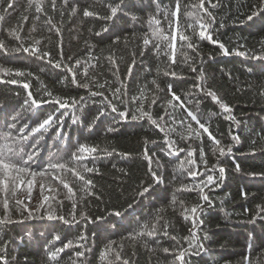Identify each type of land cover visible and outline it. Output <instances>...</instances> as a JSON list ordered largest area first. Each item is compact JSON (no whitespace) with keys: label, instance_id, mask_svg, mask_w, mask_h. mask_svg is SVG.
<instances>
[{"label":"trees","instance_id":"1","mask_svg":"<svg viewBox=\"0 0 264 264\" xmlns=\"http://www.w3.org/2000/svg\"><path fill=\"white\" fill-rule=\"evenodd\" d=\"M12 2L13 9L5 11L7 0L0 6V17H3L0 42L7 50L0 49V80L15 79L19 83L0 82V137L11 133L19 138V129L30 132L49 114L54 113L55 118L63 114L62 123L57 119L47 131L42 130L23 142L26 151L36 148L32 169L42 170L54 153L70 159L80 144L97 146L96 159L89 158L84 163L98 172L85 175L94 181L92 190L102 199L81 192L82 182L67 173L78 203L85 205L80 210L88 214L91 222L66 223L65 220H71L67 189L50 177H36L31 202L27 199L26 186H21L17 196L9 192L7 213L3 206L5 194L0 193V257L5 258L4 264H122L115 260L116 252L130 264H247L246 256L251 264H264V219H253L257 205H264V176L261 175L264 173V95L261 94L264 93V60L235 55L237 50L259 54L264 48V13L247 19L253 11L264 7L261 0H204V9L210 15L198 7L200 0H180V23L185 27L191 23L198 31L197 21L203 18V22L211 25L212 39L219 43L199 40L188 30L186 34L198 51H192L187 41L177 37L175 64L165 54H171V49L166 47L170 41L153 32L157 27L155 21L159 20L164 35L170 36L165 13L170 17L176 0H67V4L57 0L56 11L51 8V0H44L47 14H37L29 0ZM117 5L120 7L116 16L106 19L111 15L110 7ZM73 7L77 9L74 13ZM85 10L94 15L85 17ZM189 11L194 13L192 17L187 16ZM105 28L108 30L104 31ZM13 31L19 40L11 35ZM146 36L150 40L147 46L143 43ZM36 40H40L37 47L48 51L50 57L37 59L20 48L21 45L30 47ZM114 40L117 42L113 43ZM156 43L161 44L160 51L156 50ZM219 44L230 54L225 55ZM17 48L20 50L15 51ZM61 52L62 64L56 68L53 64L61 60ZM77 59L80 64L74 71L82 82L92 78L100 83L107 80L113 89L123 82L122 90L129 99L141 95L143 90L145 110H149L151 99L157 97V104L151 105L150 111L165 131L152 125L147 117L133 121L130 113L126 120H121L106 106L104 97L112 99L107 87H92L91 91L103 95L90 96L88 90L74 85L64 65L75 64ZM113 62L118 66V77L113 74L116 71ZM4 70L9 74L4 75ZM16 71L24 75L16 76ZM165 71H175L176 76H166ZM25 82L31 85L29 90L23 88ZM169 84L225 147L224 156H220L218 150L213 151L216 146L207 133L195 139H182L189 136V125L198 126L183 109L167 103L171 99ZM197 84L205 91H197L194 87ZM42 86L53 96L38 94ZM209 90L230 107V113H224L211 100L206 94ZM27 91L46 101L61 97L75 98L79 103L74 108L59 111L54 103L33 108L30 102L25 104ZM81 96L83 101H80ZM118 106L123 110V105ZM226 115L231 118L226 120ZM185 118L186 122L181 125L178 121ZM110 128L115 130L109 131ZM58 129L62 137H57ZM165 135L175 142L174 147H183L185 151L166 155ZM233 136H238L239 141H234ZM229 146L231 152H227ZM201 148L205 151L207 165L200 160ZM145 151L151 156L152 171L160 183H156L149 171ZM188 151L193 152L192 157H188ZM189 160L194 163L189 164ZM237 164L240 171L236 170ZM213 165L217 168L206 170ZM219 167L225 169L223 176ZM193 170L203 175L191 177L189 173ZM206 175L216 178L215 184L204 188L208 201L201 200L198 189L182 190L183 185L198 183ZM41 183L46 189L49 186L57 189L52 193L45 190L43 194L55 195L57 201H63L62 207L49 200L36 210L43 198ZM142 185H152L151 191L143 197L137 194ZM242 190L246 191V198L241 196ZM81 196L85 197L82 201ZM17 198L24 203L17 205ZM196 204H201L202 208L198 209L197 227L193 228L190 213L185 219V209ZM49 205L54 217L63 215L65 220L48 219ZM24 207L32 209L33 214L30 216L23 211ZM113 210H119L122 216H115ZM165 223L168 235H164ZM145 224L149 229L156 224V235L133 239L144 230ZM192 232L196 233L195 241H192ZM81 233L85 234V240H78ZM69 240L83 247H70L58 254L56 261L49 260V252ZM189 241L203 247H190ZM109 244L114 251L102 260L101 252ZM165 248L169 251L165 252ZM180 251L185 252L183 262L175 259ZM76 252L84 255L77 257Z\"/></svg>","mask_w":264,"mask_h":264},{"label":"snow or ice","instance_id":"2","mask_svg":"<svg viewBox=\"0 0 264 264\" xmlns=\"http://www.w3.org/2000/svg\"><path fill=\"white\" fill-rule=\"evenodd\" d=\"M5 3V0H0V6H2ZM64 3L67 4V0H64ZM30 6L34 4L35 12L37 14H47V9L44 4V0H29ZM261 4H264V0H261ZM120 6H114L110 7L111 15L108 17H105L106 19H111L116 16L118 8ZM192 7H197V5H192ZM198 7L205 12L206 15H210V13H207V10L204 9V0H200V3ZM14 8V3L12 0H7V8L5 11L9 9ZM51 8L53 11H56L57 9V0H51ZM181 9V3L180 0H176L175 10L170 12L169 14L165 13V19L169 22V28H170V36L164 35L163 30L160 25V21L156 20L155 24L157 27L154 29L153 35L159 33L161 38L165 41H170L166 47L171 49V54H168V52H165L166 55H168V58L172 64L176 63V40L177 37L181 41H187V47L191 49L192 51L196 52L197 46L192 41V38L186 34L188 30H191L193 34L199 39V40H209L212 43H219L218 41H214L212 39L211 33L209 31L211 25L208 23L203 22V18H200L197 23L199 26V30L197 31L196 28L193 26V24L188 23L185 27L183 24L179 21V13ZM76 8L73 7L71 11L74 13L76 12ZM264 13V7H259L256 11H253L251 15L247 17L248 20H252L255 16ZM84 16L89 17L94 15L93 12L85 10ZM194 15L193 12L189 11L187 12L188 17H192ZM61 16H63V12H61ZM39 19V16L36 17ZM3 17H0V20H2ZM24 19H27V17H24ZM48 23H51V19H49ZM108 29L105 28L104 31H107ZM59 34V33H58ZM99 35V33H96ZM12 36H14L17 40L20 39V37L16 34L15 31L11 33ZM119 38H117L118 40ZM117 41L114 40L113 43H116ZM143 43L145 46H147L150 43L149 38L146 36L143 40ZM40 44V40H36L35 44L30 47H24L23 45L20 46V48L23 49L25 53H29L32 56H35L37 59H44L50 57V53L48 51H41L39 47H37ZM220 48L224 52L225 55L230 54L225 48L223 44H219ZM243 47V45H241ZM20 48L15 49V51H19ZM155 48L157 51L161 50V44L156 43ZM0 49H5V46L2 42H0ZM186 55V54H185ZM235 55L238 56H250L252 59H258V60H264V48H262L257 54L256 51H252L251 53L244 52V51H235ZM69 61L72 60L71 57L68 58ZM63 60V54L61 52V60L56 61L53 66L56 68L61 67ZM49 63H52L51 60L48 61ZM80 64V60L77 59L75 61V64L69 65L65 64L64 67L67 68L68 72L72 76V83L76 85L77 87L84 88L85 90H88V94L90 96H101L103 95L102 92L99 91H91L90 89L92 87L98 88V89H104L108 88L111 94L112 99H108L107 96L104 97L106 101V106L108 108H111L112 112L117 113V115L121 118V120H126L129 117V114L131 113V120L137 121V120H143L145 117H147L152 125H155L157 128H159L161 131H165V128L158 122L157 119H154L152 116V113L150 111L151 105L157 104V97H153L151 99V105H149V110H145L144 106V99H146L143 95V90L141 91V95L139 96H132L130 99L128 97V94L126 91H123V82H121V85L116 88H111V83L107 80H105L103 83H100L99 81H96L95 78H92V80H85L84 82L77 79V73L74 71L75 67ZM113 67L116 69V71L113 73L118 77V66H116L115 62H113ZM195 70V69H193ZM4 75H8V70H4ZM16 76H22L24 73L22 71H16ZM85 77H87V72L84 73ZM164 75L168 76L171 75L172 77L176 76L175 71L169 72L165 71ZM93 81H95L93 83ZM0 82H9L12 84H17L19 81L13 79L10 81H3L0 80ZM155 83V81H153ZM23 88L25 90H29L31 85L27 82L23 83ZM197 91L204 92L205 89L200 85L197 84L194 86ZM38 94H40L42 97H52L53 93L48 91L46 87L42 86L41 90H38ZM168 94L170 95L171 99L167 102L169 105H171L173 108H176L177 106L181 109H183L184 112L187 113V117L191 118V121L195 122L198 126L197 128H192L191 125H189V136L188 137H182V139H195L198 137H201L204 133L208 134V139L212 142L213 145L216 146V148L213 149V151L219 152L220 156H224L226 154V149L224 146L220 145V141L217 140L212 133H210L209 128L204 124L201 123L198 119V116L193 113L185 104V102L181 99L180 96H178L174 91L171 84L168 85ZM208 96L211 97V100L218 104L219 107L223 110L224 113H230L231 109L230 107L222 102L220 98L211 90L207 91L206 93ZM264 95V93H261ZM84 97H80V101H83ZM115 101V103H114ZM33 108H38L43 103H54L58 105L57 111L59 109H67V108H74L79 101H77L75 98H71L70 100L68 98H61V97H55L54 99L50 101H46L42 98H36V96L31 91H27V100L25 101V104H29ZM139 102V103H138ZM176 102V103H173ZM118 105H123V110L120 109ZM138 113V114H137ZM100 115H103V112L100 113ZM98 118V117H97ZM226 120L230 119V116L224 117ZM57 119L62 123L63 121V114H61L58 118H55V114H49L46 119H44L37 127L32 128L30 132H25L24 128L19 129L20 136L17 138L16 136L12 135L11 133L4 135L3 137H0V193L5 194L4 199V208L7 213V210L9 208V201L7 198V194L10 192L12 196H17L18 191L21 189V186H26L28 190L27 199L29 202H31L32 199V190L35 185V179L36 177H50L52 181H54L57 185H62L64 189H67L66 198L71 201V211L70 216L71 220H65V217L63 215L54 217L53 212L51 210V205H49V210L47 211V218L53 219L58 218L60 220H65L66 223H80L81 221L84 222H91L90 217L88 214L80 209L85 207L84 204L78 203L76 199V192L74 191L73 187L70 186V181L67 179L66 174L70 173L72 177L75 178L76 181L82 182L80 191L87 194V196L91 197L94 196L95 193L92 190L95 185L94 181L87 175L86 173H94L98 172L97 169L94 167H89L84 161H87L89 158L92 160L96 159V154L99 149L97 146H90L87 144H80L76 151L72 152L70 159H65L63 155H59L54 153L53 158L49 160L46 167H44L40 171H35L32 169V164L36 158L37 151L35 146L33 147L32 151H26L23 142H26L30 139V137L34 136L37 133H41V131H47L48 128H51L53 125L57 123ZM159 119L162 121L164 120V117L161 116ZM75 123V120L73 121ZM181 125H183L186 122V118L178 121ZM202 129V132L200 131ZM91 130V129H90ZM115 129H109V131H114ZM191 133H195V136H192ZM63 133L58 129L57 130V137H62ZM165 143L168 144V152H166V155H178L180 152H184L185 149L183 147H174L175 142L168 139V136L165 135ZM232 139L234 141H239L238 136H233ZM154 142V141H153ZM255 143V142H254ZM232 148L229 146L227 148V152H231ZM188 157L193 156L192 151L187 152ZM144 156L149 161V171L152 172L153 179L156 181V183H160L159 177L156 175L155 172L152 171V159L151 156L148 154L147 151H145ZM200 160L207 165V161L205 160V151L203 148L200 150ZM189 164L194 163V161L189 160ZM217 166L213 165L212 169H206L207 171H212L213 169H216ZM82 169V171H81ZM219 172L221 176L224 175L225 169L223 167H219ZM236 170L240 171L239 164L236 166ZM189 175L191 177H197L199 175H203V173L193 170L190 171ZM262 176H264V173H261ZM31 177V178H29ZM216 183V178L213 175H206V178L204 180L199 181L198 183H194L191 186L185 184L182 186V190L184 191H196L197 189L201 193V200L202 201H208V196L204 194V188L209 187ZM41 188V195L42 200L40 201V204L38 205L37 211L39 208H43L44 204L48 202L49 200L56 201L63 206V201H57V197L55 195H44V191H48L49 193L57 191V189L54 186L45 187L43 183L39 185ZM152 189V185L148 186H141V189L138 191V195L143 197L146 193H149ZM241 196L245 197L247 196L246 191H241ZM84 196H81L79 198L80 201L84 200ZM95 198L97 200L102 199L99 195H95ZM15 203L17 205H21L24 203L22 199L17 198L15 200ZM131 207V205L129 206ZM201 204H196L195 206L191 207L190 209H185V219L188 218V214L190 213L193 221V228L197 227V221L199 219L198 215V209H201ZM23 211H27L29 215L31 216L33 214V210L29 209L28 207H24ZM247 211V210H246ZM115 216H122V213L119 210H113V213ZM79 217V218H78ZM261 218L264 219V205H257L256 207V213L253 219L255 218ZM41 218H44L43 216ZM2 223V221H0ZM156 235V224H153L151 229L148 228V225H144V230H141L140 232L136 233L132 238L136 239L138 236H154ZM164 235H168V225L165 223L164 225ZM56 239H59V236L56 237ZM86 236L84 233H81V235L78 237V240H85ZM175 239V237H173ZM188 238H185L187 240ZM197 240V236L195 232H192V241ZM192 241H189L190 247H203L202 244L196 245L193 244ZM70 247H83L82 244L75 243L74 241H67L66 243H63L62 247H56L54 251L49 252V260L56 261L58 254L62 253L65 249H68ZM114 249L112 248V245L109 244L106 246L105 250L101 252V259L106 260L108 257V254L113 252ZM165 252H168L169 249L165 248ZM77 257H81L84 255L83 252H76L75 254ZM185 252L180 251L179 255L175 257L176 260L183 262ZM247 264H251V260L249 257H244ZM115 260L116 261H122V264H130V261L128 259H123L120 252H116L115 254ZM5 258L0 257V264H4Z\"/></svg>","mask_w":264,"mask_h":264},{"label":"bare ground","instance_id":"3","mask_svg":"<svg viewBox=\"0 0 264 264\" xmlns=\"http://www.w3.org/2000/svg\"><path fill=\"white\" fill-rule=\"evenodd\" d=\"M52 237V236H51Z\"/></svg>","mask_w":264,"mask_h":264}]
</instances>
